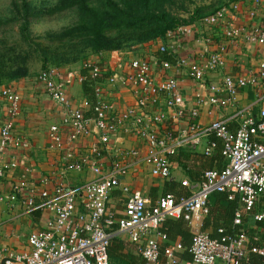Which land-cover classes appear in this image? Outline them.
Here are the masks:
<instances>
[{"label":"built area","instance_id":"2783aa9c","mask_svg":"<svg viewBox=\"0 0 264 264\" xmlns=\"http://www.w3.org/2000/svg\"><path fill=\"white\" fill-rule=\"evenodd\" d=\"M238 2L202 17L195 27L179 25L168 31L159 39L157 62L145 57L124 61L118 51L96 53L98 59H102L100 62L86 59L83 67L88 69V75L83 80L92 90V100L74 102L68 97L66 84L56 67L36 73L38 83L49 98L63 107L61 124H52L47 130L48 149H65L59 156L65 178L70 172L87 168L95 174V179L71 185L55 182L53 176H43L35 183L40 188L35 184L25 188L26 210L41 208L47 220L43 228L29 234L25 251L12 252L0 245V264H110L107 249L120 235L127 237L145 263L174 264L175 252L183 248L178 242L169 244L161 259L160 242L165 241L166 236L159 231L160 227L168 218H183L189 225H196L207 214L208 198L215 192L237 197L241 207L234 212L232 224L243 225L245 212L264 195V109L258 115L248 109L236 110L231 117L236 122L234 130L220 117L207 124L199 119L202 106L215 110L232 107L241 88L256 87L258 78L264 80V61L259 63L256 73L236 76L224 73L226 44L220 43L212 51L213 37L204 34L203 30L220 27L223 37L235 44L243 29L228 23L227 17L238 10ZM248 13L255 15L252 10ZM196 32L201 50L192 56H183L181 43ZM246 39L264 45V24L248 32ZM104 54H108L107 59L117 60L118 71L113 70L109 61L104 64ZM173 69L196 83L194 106L187 107L179 78L169 74ZM210 74L219 75L220 79H210ZM122 87L130 90L133 106L121 108L117 102L107 99L108 93ZM0 94L7 104L6 118L0 128L1 155L8 148H24L27 142L12 133L20 112L19 94L9 86H4ZM181 118L187 124L174 128V123ZM92 130L95 142L89 153H74L73 142L89 136ZM124 132L143 142L145 156L123 145ZM211 136L219 142L225 163L220 169L205 170L199 182L181 180L180 185L188 192L186 196L165 193L151 200L122 183L140 162L149 164L153 178L172 180L173 165L169 157L183 147L209 156L218 144L210 141ZM13 166L0 161V183ZM52 181L53 189H49L46 185ZM115 189H120L124 198L120 216L114 215L108 207ZM21 191L19 186H14L13 194L6 199H15ZM254 218L260 220L263 214L257 213ZM216 232L218 235L212 237L196 229L188 248L192 260L184 264H261L254 259L264 256V244L254 243L257 237H250L242 229L228 232L218 228Z\"/></svg>","mask_w":264,"mask_h":264},{"label":"crops","instance_id":"0c3cea01","mask_svg":"<svg viewBox=\"0 0 264 264\" xmlns=\"http://www.w3.org/2000/svg\"><path fill=\"white\" fill-rule=\"evenodd\" d=\"M239 7L235 12L227 17L228 23L235 27H241L243 32L236 38L235 44L227 41L223 37L220 27L203 30L204 34L213 37L210 50L215 51L218 44H226L225 67L224 73L233 76L249 75L256 73L258 65L264 61V45L252 43L246 39L248 32H253L257 27L264 24V0H246L238 2ZM249 10L255 12L250 16ZM195 27L196 23H192ZM196 29V28H195ZM202 29V28H201ZM205 29V28H204ZM198 33L186 37L181 43L180 53L183 56H192L202 48V44L197 41ZM159 39L139 45H135L126 50L118 51L120 57L124 61H128L135 57H145L152 61H159L160 58L157 48ZM104 64L110 62L113 70H117V60L107 59L108 54H104ZM87 60L92 62H100L97 55H90ZM103 63V62H102ZM84 62H76L73 64L62 66L59 69L60 79L66 84V93L74 102H80L84 99H93V93L89 86L85 87L83 79L87 76L82 74ZM111 68V69H112ZM38 71H33L25 78L11 81L0 85V91L4 86L14 89L20 96V112L15 118L12 133L14 136L22 138L27 142L24 148H8L0 155V161L12 163L14 166L8 170L7 175L0 183V245L4 246L12 252L25 251L27 247V237L37 229L44 227L47 220V214L41 208L26 210V191L25 188L34 185L37 178L43 176H53L54 181H64L67 184L79 185L95 179V174L87 168L81 171H73L67 174L66 178L60 167V157L65 149H48L49 140L47 138V130L52 124H61L63 117V107L54 103L46 94L42 84H39L36 76ZM87 74V72H86ZM170 75L179 78L180 90L185 95L187 107L194 106V96L198 90L196 83L185 78L181 73L174 69L170 71ZM210 79L218 80L219 75L210 74ZM107 99L117 102L119 107L125 108L134 105V98L130 90L126 87L120 88L117 92L108 93ZM6 102L0 94V128L6 118ZM238 109H248L253 114L258 115L261 109H264V80L258 78L256 87L246 86L238 91L237 101L234 106L221 110H215L209 106H202L200 109V120L203 124H207L213 118H223L228 121L231 130L236 127L234 112ZM87 115H91L87 113ZM187 124L183 118L174 123V128H181ZM93 129V128H92ZM94 130L89 136L79 138L72 144L74 153L85 155L89 153L90 146L95 142ZM123 145L129 148H135L141 156H145V145L143 142L133 136L129 132L122 134ZM173 179L180 182L188 179L182 173L178 164L172 161ZM149 164L146 162L138 163L134 172H131L122 183L127 185L131 190L140 191L145 196L154 197L156 199L164 192V183L166 180H158L149 174ZM189 180V179H188ZM54 181L46 185L49 189H53ZM190 181V180H189ZM19 186L22 191L17 194L13 200H7L6 196L13 194V187ZM40 188L39 185L35 184ZM109 209L114 215L120 216L124 209V198L120 189L111 192L108 202ZM202 217L200 222L194 226L188 224L189 230L193 233L196 229L212 234V229H202ZM124 243L122 252L127 255H139L133 244L129 243L125 235L116 237ZM161 241V240H160ZM167 242L161 241L160 244ZM173 244V243H169ZM168 244V245H169ZM140 256V255H139ZM163 259V256H162ZM110 262V261H109Z\"/></svg>","mask_w":264,"mask_h":264},{"label":"trees","instance_id":"16d2710c","mask_svg":"<svg viewBox=\"0 0 264 264\" xmlns=\"http://www.w3.org/2000/svg\"><path fill=\"white\" fill-rule=\"evenodd\" d=\"M189 0H55L50 6L39 7L28 0H12L11 17L0 23L16 24L17 36L10 43L0 39V85L20 80L32 73V65L40 64L41 69L47 67L60 68L76 62H84L90 55L99 52L126 50L132 46L163 39L168 31L179 25L197 23L202 17L214 13L232 2L246 0H211L204 6H195L188 10ZM62 11H72L75 19L58 30L46 31L39 35L31 31V21L44 15ZM188 12V17L182 16ZM1 25V24H0ZM84 68V67H83ZM87 72V74H86ZM82 74L88 75L84 68ZM85 87L88 86L84 82ZM210 141L218 144L209 156L189 147L180 148L170 156L176 162L182 173L191 182H199L205 170L224 165L219 142L214 136ZM176 197L187 195V190L180 182L166 180L164 192ZM154 200V197H151ZM236 198H230L226 192H215L207 201L208 212L204 216L202 229L211 228L212 237H216L217 229L228 232L244 230L250 237H257L255 244H264V195L260 196L254 207L245 212L243 225L235 227L232 224L236 209L240 208ZM263 214L256 220L254 215ZM165 234L167 242L160 244V258L169 243H180L182 250L175 252L176 263L184 264L192 260L188 251L192 233L188 223L183 218L166 219L159 229ZM124 243L114 238L108 249L110 264H147L139 255H127L122 252ZM261 264L264 256L254 257Z\"/></svg>","mask_w":264,"mask_h":264},{"label":"rangeland","instance_id":"374dc122","mask_svg":"<svg viewBox=\"0 0 264 264\" xmlns=\"http://www.w3.org/2000/svg\"><path fill=\"white\" fill-rule=\"evenodd\" d=\"M12 0H0V19L6 20L11 17L10 12ZM32 4L39 7H45L52 5L55 0H28ZM211 2V0H189L187 3L188 10H192L195 6H204ZM182 16L188 17V12L182 13ZM75 19L72 11H62L54 13L51 15L41 16L39 19H33L31 21V31L35 34L42 35L46 31L58 30L62 27L70 25ZM0 39H6L8 42L12 43L16 39L17 27L16 24L0 23ZM33 71H38L41 69L40 64L35 63L32 65Z\"/></svg>","mask_w":264,"mask_h":264}]
</instances>
